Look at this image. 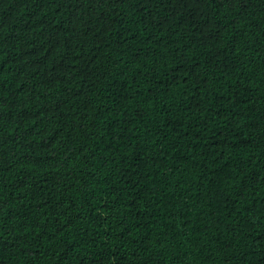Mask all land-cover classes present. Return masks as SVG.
<instances>
[{
	"label": "trees",
	"instance_id": "obj_1",
	"mask_svg": "<svg viewBox=\"0 0 264 264\" xmlns=\"http://www.w3.org/2000/svg\"><path fill=\"white\" fill-rule=\"evenodd\" d=\"M0 264H264V0H0Z\"/></svg>",
	"mask_w": 264,
	"mask_h": 264
}]
</instances>
